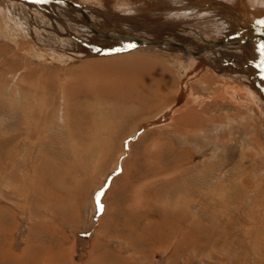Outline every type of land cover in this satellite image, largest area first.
Segmentation results:
<instances>
[{"label":"rangeland","instance_id":"obj_1","mask_svg":"<svg viewBox=\"0 0 264 264\" xmlns=\"http://www.w3.org/2000/svg\"><path fill=\"white\" fill-rule=\"evenodd\" d=\"M10 1L0 0V264H264V85L251 104L230 86L256 81L244 70L264 80L261 43L232 41L250 20L251 36H264L257 9L74 0L99 24L101 7L114 24L130 21L138 39L197 41L196 27L202 40H229L199 58L121 39L108 49L102 39L115 38L101 34L99 53L54 56L95 51L97 33L52 2ZM111 61L114 73L100 66Z\"/></svg>","mask_w":264,"mask_h":264},{"label":"bare ground","instance_id":"obj_2","mask_svg":"<svg viewBox=\"0 0 264 264\" xmlns=\"http://www.w3.org/2000/svg\"><path fill=\"white\" fill-rule=\"evenodd\" d=\"M10 1V0H9ZM41 2L42 1H49V2H52V3H54V5H58V6H60V7H62L64 10H66V11H68V12H70V15H71V17L74 19V20H76V18H80L82 21H81V23H79L81 26H85V27H87L89 30H91V31H93V32H95V33H97V35H96V38L94 37H89L90 39H91V41H93V40H95V41H98L100 44H98V46H96V47H94L96 50L95 51H88L87 49H86V47H84V45L83 46H71L70 48H68L67 46H65V47H63V49L62 48H60V52H55V53H53V54H55L54 56H56V54H58L59 56H61L60 55V53L61 54H63V55H65L66 54V52H67V54L69 53V51H74V50H81V51H83L85 54L86 53H93V52H100V50L101 49H98L99 48V46H101V48H103V49H107L108 48V46H114L115 48H117V47H124V46H122V45H120L116 40H111V39H102L101 38V34L105 37V38H109V37H111L110 35H111V33H109L110 35H108L107 33H106V31L105 30H113V31H116L117 33H119L120 35H126L127 37H128V39H129V41H131L130 43H132V47H131V49L133 48V49H135V46H149L148 44H144L143 42H145V41H148V40H146V38L145 39H143V38H140V39H138V34L137 33H139L138 31H141V29L138 27V26H134L133 27V29L131 28V27H129V24L131 23L130 21H124V20H121L122 22L119 24L118 23V21H117V24H114V22H112L110 19H108L107 18V15H106V11L101 7V9H99L98 11H96L98 14H99V16L101 15V16H103V20H105L104 22H106V25H103V23L104 22H102V23H98V22H96L95 21V17L94 18H91L90 16H89V14L87 13V10H89V7L88 8H86L85 6H83L82 4H79V2H76V1H74V0H40ZM104 1V0H103ZM232 2V4L231 5H235V3L237 4V3H239V4H241V5H246V6H251L252 8H256L257 9V11H253L254 13L253 14H251L252 15V19H257L261 24H262V27H260V28H263L264 29V0H237V2H233V0H231ZM10 2H12V4L14 3H19V6L20 7H23V8H29L28 10H30V9H32V11H33V9H36V7H34V3H26V2H24V0L23 1H16V0H14V1H10ZM104 2H106L107 4H109V2H108V0H105ZM39 3V2H38ZM228 3V2H227ZM40 4V3H39ZM43 4H44V2H43ZM115 4V3H114ZM220 5H223L222 3L220 4ZM225 5V4H224ZM57 6V7H58ZM100 6V5H99ZM105 6V5H104ZM50 7H52V6H50ZM224 8L223 9H226L225 11H228L229 9L226 7V5L225 6H223ZM45 8V7H44ZM47 8V7H46ZM59 8V7H58ZM43 9V8H42ZM41 9V10H42ZM53 9V8H52ZM96 9H97V6H96ZM223 9H221L222 11H223ZM38 10H40V9H38ZM43 11V10H42ZM46 11V10H45ZM51 11V10H50ZM65 11V12H66ZM221 11V12H222ZM199 12V11H198ZM205 12V11H204ZM221 12L219 11L218 12V14H220L221 15ZM47 13V12H46ZM108 13V12H107ZM166 13H168V12H166ZM166 13H163V15H165L164 17L162 16L161 18H155L154 20H152V22L154 23L155 22V20L156 19H158L157 20V25H156V29H159V25H161V24H164L165 23V21H168L169 19L168 18H170L169 17V15L168 16H166ZM62 15H64V13L62 12L61 13ZM61 14H58L59 16L58 17H60V15ZM75 14L77 15V17L75 16ZM174 14V13H173ZM202 13L201 12H199V15H201ZM211 14V13H210ZM73 15H74V17H76V18H74L73 17ZM172 15V14H171ZM209 15V14H208ZM215 15H216V13H215ZM50 16V15H49ZM209 16H211V15H209ZM122 17H123V15H122ZM130 17V16H129ZM129 17H126V18H129ZM141 17V16H140ZM56 18V17H55ZM62 18H63V16H62ZM124 18H125V16H124ZM34 19V18H33ZM143 19V18H142ZM248 19V18H247ZM61 20H64V18L63 19H59V21H61ZM115 20H113V21H115ZM137 20V19H136ZM170 20H172V18L170 19ZM98 21V20H97ZM235 22V21H234ZM251 24H249V26H250V32L248 33L247 31V35H245V36H243L242 38H240V39H235V40H232L233 42H241V41H256V40H258V42H260L261 44H264V36H260L259 34H256V35H258V36H251V35H253V32L254 31H256L257 30V28L255 29V27H258V25L253 21V20H250L249 21ZM181 23V22H180ZM239 24H241L240 22H238ZM39 24V23H38ZM43 24V23H42ZM41 23H40V25H42ZM148 24V25H147ZM234 24V23H233ZM143 25H144V27L145 26H149V25H151V22H148V21H146V22H144L143 23ZM79 26V25H78ZM153 27V26H152ZM165 27L167 28L168 26H166V24H165ZM164 27V28H165ZM196 28V27H195ZM194 28V33H196V34H198L199 35V37H197V41H194L195 39H196V37H193L192 36V38H190V37H188V35H186V36H184L185 38H189L188 40H187V42H184V43H177V42H175L176 40L174 39V38H172V36L169 38V40H167V39H161V38H153V37H151L150 36V39H152V40H149V41H153V40H159V41H162V43L161 44H156V45H160V48L163 50V51H169V52H174V51H176V52H179V51H182L183 53H186L187 52V54L189 53L190 55H192V56H194V57H199V58H204L205 56V51H211V49H213V48H215L216 47V49H217V47L218 46H222V45H227L226 43L228 42V40H229V36H226V37H222V39H217V41H212V40H215V39H212V40H209V41H205V40H202L200 37H202L203 35H206V33H199V29L197 30V29H195ZM226 28H232V26H228V27H226ZM260 28H258V30H260ZM168 29L170 30L171 28H169L168 27ZM193 29V28H192ZM241 29H243V28H241ZM252 29H254V30H252ZM67 30H69V29H67ZM168 30V31H169ZM172 30V29H171ZM190 30H191V28H190ZM252 30V31H251ZM66 31V30H65ZM162 31V30H161ZM192 31V30H191ZM156 32V31H155ZM201 32V31H200ZM71 33V32H70ZM69 33V35H71ZM134 33H136V34H134ZM156 33H158V32H156ZM193 33V34H194ZM115 34V33H114ZM195 34V35H196ZM159 35V34H158ZM171 35V34H170ZM177 36H178V34H176ZM119 36V35H118ZM125 36V37H126ZM160 36V35H159ZM162 36V35H161ZM181 36V37H180ZM183 35H179L178 37H179V39H182V38H184V37H182ZM64 37V36H63ZM75 37V36H74ZM97 37H99V38H97ZM121 37V36H120ZM263 37V38H262ZM112 38H114V37H112ZM205 38V37H204ZM77 39V38H76ZM106 40V42L108 41L109 43H111V44H106V47L105 46H103V44H104V42L102 41V40ZM172 40H174V41H172ZM80 41H82L81 39L79 40V43H77L78 45H82V43L80 42ZM120 41V40H119ZM166 41H170V43L171 44H168ZM101 42L103 43V44H101ZM191 42V43H190ZM192 42H194V43H197V44H194L193 45V43ZM201 42H203L202 44H200ZM84 44V43H83ZM96 44V43H95ZM197 45V46H196ZM103 46V47H102ZM166 46V47H165ZM114 48V49H115ZM128 48V46L126 47V49ZM64 49H66V50H64ZM73 49V50H72ZM109 49V48H108ZM111 49V48H110ZM215 50V49H214ZM219 50V49H218ZM220 51H221V49H220ZM230 51V50H229ZM79 52V51H78ZM77 52V53H78ZM110 52L112 53V52H114V50H110ZM212 53H214V54H212ZM212 53H211V55H209V56H213L214 57V55L216 56V54L215 53H217L216 51H212ZM223 53V52H222ZM74 54V53H73ZM139 54V53H138ZM219 55V54H218ZM53 56V55H52ZM73 56V55H72ZM139 56V55H138ZM143 56V55H142ZM141 56V57H142ZM176 56V55H175ZM207 56V55H206ZM222 56V55H221ZM63 57V56H62ZM139 58V57H138ZM148 58V57H147ZM226 58V57H225ZM224 58V59H225ZM62 59H66V58H62ZM72 59V58H71ZM142 59H143V57H142ZM141 59V60H142ZM232 59V58H231ZM132 61L134 62V63H131V62H127L128 64H130V65H132V66H136V64H140V60H138L137 58H135V59H132ZM150 61V60H149ZM149 61H148V63H149ZM153 61V59H151V61L150 62H152ZM211 61H212V59H211ZM226 61V60H225ZM143 63L144 62H146V64H147V59H146V61H145V59H144V61H142ZM202 62H207L206 61V59H202ZM227 62V61H226ZM153 63V62H152ZM161 63V62H160ZM228 63H231L230 61L228 62ZM124 64V63H123ZM145 64V65H146ZM207 64L209 65V66H211V63L209 64L208 62H207ZM95 65V64H94ZM168 65V64H167ZM166 65V66H167ZM101 68H104V69H106V70H108V71H111V72H113L114 73V62H110V63H102L101 65ZM123 66H125L126 68H128L129 69V67H127V65L125 64V65H123ZM140 66V65H139ZM160 66V65H159ZM190 66V65H189ZM213 66H214V64H213ZM124 67V68H125ZM141 67H143V66H141ZM147 67V66H146ZM167 67H169V66H167ZM223 67V66H222ZM137 66H136V69H135V71L137 70ZM231 68H233L232 66H231ZM230 68V69H231ZM127 69V70H128ZM149 69V68H148ZM164 69V68H163ZM168 69V68H167ZM242 69V68H241ZM103 70V69H102ZM131 70V69H130ZM140 70H142V69H140ZM151 70V69H150ZM232 70V69H231ZM259 70V69H258ZM124 71V70H123ZM137 71H139V70H137ZM147 71V70H146ZM239 71V70H238ZM140 72V71H139ZM147 72H150V71H147ZM153 72V71H152ZM191 72V71H190ZM233 72H235V71H233ZM105 73H107V72H105ZM128 73V72H127ZM170 73V72H169ZM237 73V72H236ZM239 73V72H238ZM243 73H245V75H241V74H238V76H250V78H254V79H256V77H257V79H256V81H252V85L251 86H245V87H239L240 85H238V84H232V85H230L231 86V90H233L234 92H232V94H233V96H238V94H239V96H240V99H241V101L242 102H244V103H246V104H248V103H252L253 102V98L251 99L250 98V92L252 91V90H254V92L256 91V92H262V94H263V89H262V85H264V80L259 76H257V75H255V74H253V73H251L250 71H243ZM168 74V73H167ZM173 74V73H172ZM127 75V74H126ZM128 75H129V73H128ZM217 75V74H216ZM237 75V74H236ZM110 76V75H109ZM157 76V75H156ZM163 76V75H162ZM172 76V75H171ZM221 76V75H220ZM223 76V75H222ZM143 77V76H142ZM157 77H159V75L157 76ZM175 77V76H174ZM109 78V77H108ZM115 78V77H114ZM144 78H145V76H144ZM150 78V77H149ZM148 78V79H149ZM155 78V77H154ZM110 79V78H109ZM134 80V75L132 76V78L130 79V80ZM137 79H138V76H137ZM128 80V79H127ZM112 81V80H111ZM113 81H114V79H113ZM117 81V80H116ZM125 81V80H124ZM148 81V80H147ZM151 81V80H150ZM160 81V80H159ZM95 82V81H94ZM130 82V81H129ZM132 82H134V81H132ZM108 83V82H107ZM106 83V84H107ZM110 84V83H109ZM114 84V83H113ZM140 84V83H139ZM146 84V83H145ZM96 85V84H95ZM104 85H105V83H104ZM117 85H118V83H117ZM146 85H148V84H146ZM103 86V85H102ZM101 87V86H100ZM107 87H108V85H107ZM113 87V86H112ZM111 87V88H112ZM147 87V86H146ZM103 88V87H102ZM142 88H143V85H142ZM96 89V88H95ZM101 89V88H100ZM99 89V90H100ZM105 89H107L106 87H105ZM108 89L110 90V87H108ZM113 89V88H112ZM135 89V88H134ZM147 89H148V87H147ZM251 89V90H250ZM99 90H96V91H99ZM108 90V91H109ZM146 90V89H145ZM112 91H114V90H112ZM150 91V90H149ZM193 91V90H192ZM100 92V91H99ZM102 92V91H101ZM100 92V93H101ZM105 92V91H104ZM103 92V93H104ZM148 92V91H147ZM236 92V93H235ZM190 93V92H189ZM154 94V93H153ZM249 94V95H248ZM258 94V93H257ZM113 95V94H112ZM253 95V94H252ZM251 95V97H253ZM254 95L255 96H257L255 99H260V97H258V95H256L255 93H254ZM262 96V95H261ZM263 98H264V94H263V96H262ZM199 97H195V100L197 101V99H198ZM229 98V97H228ZM203 99V98H202ZM204 99H205V97H204ZM254 99V100H255ZM193 101H194V99H193ZM260 101H261V99H260ZM263 102H264V100H262ZM258 102V100L256 101V103ZM194 103V102H193ZM262 103V102H261ZM260 103V104H261ZM188 104V103H187ZM263 104V107H264V103H262ZM253 105H255V104H253ZM252 105V106H253ZM251 106V105H250ZM256 106V105H255ZM254 106V108H255V110L257 111V108ZM258 106H260L259 104H258ZM261 108H262V106H261ZM261 112H262V110H261ZM259 115V120H260V118H261V116H263V115H261L260 113H258ZM261 122V121H260ZM82 127V126H81ZM54 261V260H53Z\"/></svg>","mask_w":264,"mask_h":264},{"label":"crops","instance_id":"obj_3","mask_svg":"<svg viewBox=\"0 0 264 264\" xmlns=\"http://www.w3.org/2000/svg\"><path fill=\"white\" fill-rule=\"evenodd\" d=\"M106 31V33H108V32H112L113 30H105ZM114 32H116V31H114ZM117 33V32H116ZM111 36V35H110ZM126 35H121V38H119L118 36H111V37H114L115 38V40H118V39H121L124 43L126 42V43H130L131 41H129V39H128V37L126 36ZM148 40H151V39H148ZM138 132H140V131H138ZM162 243H164V244H166V241H164V242H162Z\"/></svg>","mask_w":264,"mask_h":264},{"label":"water","instance_id":"obj_4","mask_svg":"<svg viewBox=\"0 0 264 264\" xmlns=\"http://www.w3.org/2000/svg\"><path fill=\"white\" fill-rule=\"evenodd\" d=\"M54 1V0H53ZM168 44H171L170 41H166ZM144 44H148V45H156V44H161L162 41L159 40H153V41H145L143 42Z\"/></svg>","mask_w":264,"mask_h":264},{"label":"snow or ice","instance_id":"obj_5","mask_svg":"<svg viewBox=\"0 0 264 264\" xmlns=\"http://www.w3.org/2000/svg\"><path fill=\"white\" fill-rule=\"evenodd\" d=\"M260 50L264 52V44H261ZM261 67H264V61L261 62Z\"/></svg>","mask_w":264,"mask_h":264}]
</instances>
